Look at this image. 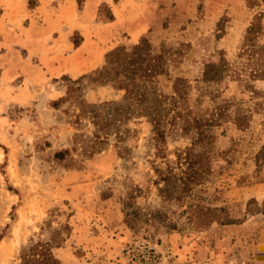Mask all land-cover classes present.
I'll return each mask as SVG.
<instances>
[{
  "label": "rangeland",
  "instance_id": "rangeland-1",
  "mask_svg": "<svg viewBox=\"0 0 264 264\" xmlns=\"http://www.w3.org/2000/svg\"><path fill=\"white\" fill-rule=\"evenodd\" d=\"M36 1L27 0V6ZM83 1L76 0L70 13L66 7L57 12L61 24L49 25L56 31L47 41L0 48V77L8 71L0 80V264H18L21 247L50 239L64 224L66 238L52 250L59 264H264V80L250 84L253 94L230 77L208 86L216 90L215 102L238 107L247 121L242 130L230 119L215 127L211 174L179 204L161 202L155 168L172 165L176 152L188 146L186 138L167 139L162 158L149 123L138 118L120 145L128 149L125 154L119 155L111 139L91 158H82L72 148L73 136L89 135L90 125L74 123L78 110L69 101L51 107L64 95L67 78L90 74L107 51L141 37L179 51L159 89L169 94L173 78L182 76L192 87V102L197 85L206 86L196 82L204 64L222 58L234 69L243 61L236 55L257 14L264 28V0H140L135 10L149 25L137 41L120 29L94 27L112 17L109 7L98 5L89 20ZM55 68L61 73L49 78ZM119 96L108 86H86L82 93L87 103ZM200 105L213 104L206 94ZM61 150L68 152L55 158ZM128 192L134 205L161 210L165 224L126 226L121 201ZM197 202L222 207L230 221L192 225L180 211Z\"/></svg>",
  "mask_w": 264,
  "mask_h": 264
},
{
  "label": "trees",
  "instance_id": "trees-1",
  "mask_svg": "<svg viewBox=\"0 0 264 264\" xmlns=\"http://www.w3.org/2000/svg\"><path fill=\"white\" fill-rule=\"evenodd\" d=\"M263 34L264 28L257 14L249 23L236 55L243 61L234 69L222 58L204 64L201 77L196 82L206 86L203 88L197 85L198 94L192 102L189 97L192 87L189 80L182 76L173 78L169 94L159 89L158 81L161 77H169L168 63L177 62L179 51L166 49L163 45L155 47L149 39L141 37L129 47L118 45L107 51L103 63L90 74L77 79L67 78L64 95L54 101L51 107L54 108L58 102L69 101L78 110L74 123L80 126L82 121H86L90 125L89 135L76 133L73 136L72 148L79 150L82 158H91L103 150L111 139L117 144L119 155L125 154L128 149L120 145L130 131L129 123L138 118H145L149 123L151 140L162 158L163 145L167 139L186 138L188 146L176 152L172 165H165L163 169L155 168V184L161 202L179 204L211 174L215 127L230 119L238 130H242L247 121L238 107L229 110L228 102H215L216 90L213 88L208 91V86H215L230 77L242 82L252 94L255 93L250 84L255 80H264ZM73 45L77 43L73 42ZM86 86H108L119 92L120 96L117 99L87 103L82 97ZM206 94L213 105L202 108L200 99ZM67 152L58 151L55 158L63 159ZM132 201L133 192H128L126 199L121 201L123 222L130 229L138 222L157 221L165 224L166 216L161 210H145ZM180 212L186 214L189 223L199 228L230 221L222 207H208L198 202L187 204ZM167 225L174 229L173 223ZM65 230H69L67 224L55 230L46 241H30L21 247L18 264H59L52 250L58 248L66 238L62 234Z\"/></svg>",
  "mask_w": 264,
  "mask_h": 264
},
{
  "label": "crops",
  "instance_id": "crops-1",
  "mask_svg": "<svg viewBox=\"0 0 264 264\" xmlns=\"http://www.w3.org/2000/svg\"><path fill=\"white\" fill-rule=\"evenodd\" d=\"M75 1L76 0H37L36 3L29 8L27 6V0H0V48H7L6 45L9 42L13 45H23L28 40H35L37 43H39V41H47L50 35H53V32L56 31L55 28L50 29L49 25L53 23L61 24V17L57 15V12L63 7H66L70 13L76 5ZM137 1L140 0H85L83 1V9L89 12L87 17L90 20L94 16L98 5H107L112 17L104 23L96 24L97 26L93 24L95 25L94 27L100 25L99 27L103 29L107 27L120 29V31L127 33L130 41H137V38L149 25V22L143 20L141 13L136 12L135 8ZM87 38L81 43L84 44ZM78 47L79 45L72 46V49L76 50ZM11 48L12 46L9 45L7 50ZM77 69L78 65L72 67L73 71ZM15 71L16 70L10 73V75L13 76L14 73L18 72ZM59 73H61V71L58 72L56 68L52 69L48 77L53 78ZM5 75H8L7 70L2 72V77H5ZM2 77H0V80H2Z\"/></svg>",
  "mask_w": 264,
  "mask_h": 264
}]
</instances>
